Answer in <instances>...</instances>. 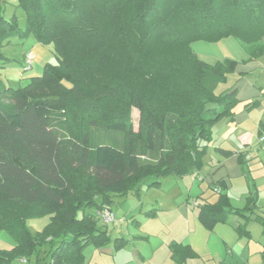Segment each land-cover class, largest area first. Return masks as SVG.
Masks as SVG:
<instances>
[{"label":"trees","instance_id":"obj_1","mask_svg":"<svg viewBox=\"0 0 264 264\" xmlns=\"http://www.w3.org/2000/svg\"><path fill=\"white\" fill-rule=\"evenodd\" d=\"M2 1L0 59L12 37L33 34L58 61L18 88L0 83V228L15 240L0 264L38 260L48 243L51 264H89L84 248L111 238L87 208L111 206L148 175L158 183L203 168L212 127L239 103L236 88L217 87L243 61L207 62L192 42L233 36L247 60L258 58L264 0H19L25 28L4 16ZM211 187L217 199L194 204L213 231L233 207L223 181ZM46 214L32 234L28 219Z\"/></svg>","mask_w":264,"mask_h":264},{"label":"crops","instance_id":"obj_2","mask_svg":"<svg viewBox=\"0 0 264 264\" xmlns=\"http://www.w3.org/2000/svg\"><path fill=\"white\" fill-rule=\"evenodd\" d=\"M42 45H33L31 50H36L35 59L43 66L47 62L57 63L51 49ZM248 71H256L253 81L242 79L228 88H236L239 99L233 119L224 118L212 127V141L208 147L215 148L216 159L199 172L191 173L201 174L206 169L205 178L210 188L219 181L227 186L222 191L229 194L233 212L230 213L228 222L217 224L213 231L207 229L216 234L220 243L225 246L222 253L216 251L211 234L204 239L193 236L190 231L185 240L163 243L160 244L161 247L150 242L137 245L140 240L135 235L113 238L110 234L108 244L96 247L101 254L108 255L109 259L103 261L101 258L97 264H264V143L259 141L264 136V62L254 59L252 63H240L235 73L239 75ZM254 99H259V104L246 109L245 103ZM218 139L223 141L222 144H217ZM219 148L230 150L232 154L224 156L218 151ZM216 193L213 201L203 200L214 202L218 197V192ZM195 208L198 217V209ZM183 212L186 217L190 214L187 207H184ZM238 224L243 225L249 233L238 234L235 229ZM253 224L260 228L256 227L255 230ZM114 239L119 240L113 241ZM86 261L89 263L87 256Z\"/></svg>","mask_w":264,"mask_h":264},{"label":"rangeland","instance_id":"obj_3","mask_svg":"<svg viewBox=\"0 0 264 264\" xmlns=\"http://www.w3.org/2000/svg\"><path fill=\"white\" fill-rule=\"evenodd\" d=\"M1 7L7 19L12 20L14 18L18 26L25 28L26 11L19 5V0H3ZM37 43L39 42L33 34L11 38V41L2 48L4 58L0 59V83L18 88L25 85L31 76L43 73L44 66L38 59L34 60L31 69H26L25 55L31 49L33 50V45ZM191 46L193 51L206 61L229 58L243 61L241 62L243 65L253 62V60H247V52L239 40L233 36L218 41L196 40L192 42ZM44 47L49 50L52 49L48 45ZM34 53L36 54V50ZM258 60L264 62V54L255 59V61ZM237 75L235 72L229 73L227 79L218 85L217 92L228 90L229 87L236 85L242 79H252L251 81H253L257 73L256 71H248ZM131 115L134 126L137 128L138 109L133 108ZM96 134L100 135L101 133L97 132ZM116 137L121 138L122 135L117 134ZM222 142L218 139L217 144H222ZM216 157L215 148L207 147L203 167L208 166ZM205 171L206 169L202 170L201 174L185 176L167 174L160 177L158 183H153L156 180L155 175L146 176L128 194H115L113 196L111 207L115 213V220L111 222L105 223L99 219L95 215L96 207L87 208L85 212L94 215L98 219V226L108 229L113 238L122 235L124 237L135 235L140 240L137 245L150 242L161 247L160 244L163 243L185 240L192 231L193 236L204 239L211 234L216 251L222 253L224 245L220 243L216 234L210 233L202 225L197 217L196 208L193 207L194 200L209 199L213 201L217 196V193L209 187L208 180L205 178ZM184 207L189 208L190 211L187 217L183 212ZM50 221L51 214H46L29 218L27 225L32 234H37L39 231H43ZM256 227L257 229L260 228L259 225L253 224L255 230ZM216 240L217 243H215ZM49 245L48 243L39 248L38 260H36V256L30 261H22L23 258H19L13 264H51L46 253ZM13 246H15V240L12 235L7 229L0 228V250H9ZM96 247V245L90 244L84 248V253L90 264H97L101 258L103 261L109 259L108 255L101 254ZM208 260L210 259L208 258Z\"/></svg>","mask_w":264,"mask_h":264},{"label":"built area","instance_id":"obj_4","mask_svg":"<svg viewBox=\"0 0 264 264\" xmlns=\"http://www.w3.org/2000/svg\"><path fill=\"white\" fill-rule=\"evenodd\" d=\"M35 53L34 51L30 50L26 55H25V64H26V69H31L33 62L35 60ZM259 141L264 143V136H261L259 138ZM248 156V155H247ZM249 157V156H248ZM218 191H220V188H217ZM95 215L101 219L103 222L108 223L113 220H115V213L112 209L111 206L107 205L103 208L97 209L95 212ZM22 261H26L27 259L25 257H22Z\"/></svg>","mask_w":264,"mask_h":264}]
</instances>
